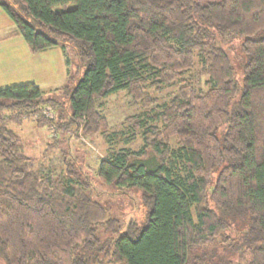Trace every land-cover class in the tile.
<instances>
[{
	"label": "trees",
	"instance_id": "16d2710c",
	"mask_svg": "<svg viewBox=\"0 0 264 264\" xmlns=\"http://www.w3.org/2000/svg\"><path fill=\"white\" fill-rule=\"evenodd\" d=\"M0 7L31 53L60 47L68 58L70 45L84 69L73 89L54 91L66 93L69 120L34 83L0 88V264H102L107 256L115 264H264V0ZM236 38L241 85L224 47ZM175 82L174 97L148 116L161 127L133 118L142 148L111 151L99 163L101 181L141 189L145 226L131 222L118 237V221L83 183L48 175L9 128L27 117L63 135L106 131L102 100L125 90L133 104L154 105L150 89ZM67 172L77 176L71 164Z\"/></svg>",
	"mask_w": 264,
	"mask_h": 264
},
{
	"label": "rangeland",
	"instance_id": "374dc122",
	"mask_svg": "<svg viewBox=\"0 0 264 264\" xmlns=\"http://www.w3.org/2000/svg\"><path fill=\"white\" fill-rule=\"evenodd\" d=\"M201 2L214 0H200ZM9 42H6L9 40ZM240 38L233 39L224 44L233 59L235 79L239 85L242 81V56L239 51ZM23 47L28 45L21 35L16 31V27L11 19L0 7V57L12 56L14 59H6L5 67H0V88L12 85L27 83L29 72L27 67L32 65L34 70L35 83L48 96H55L58 106L54 112L59 116L64 115L69 120L71 106L65 92L54 93L56 89L67 84L73 89L84 73L80 67L76 51L72 46H67V56L63 54L60 47L49 49L43 53H29L31 57L27 59ZM30 51V50H29ZM69 60V65L66 64ZM20 65V66H19ZM19 66L17 69L15 67ZM195 71L185 74L186 77L195 75ZM206 78L202 79L201 86ZM179 83L163 86L160 90L150 89L149 95L157 102L154 105L145 106L142 103L133 104L131 97L125 90H120L108 98L102 100L100 108L101 114L106 117L109 127L106 131L85 134L82 130L77 133H65L63 135L55 129L49 127H39L35 121L24 118L21 124L10 123L9 128L17 133L22 140L23 147L29 156L47 169V174L58 178L62 182L67 178L79 180L83 183L92 198L98 201L110 216L118 221V233L120 236L126 230L129 223L134 222L140 228L146 223V210L141 201V189L138 187L119 189L114 183L101 181L97 174L100 161L107 157L111 151L122 148L137 152L143 146L142 131L134 126L137 122L133 120H143L148 125L161 127V123L150 119L148 116L159 114L164 104L168 103L177 93ZM155 109V110H154ZM17 116V113H14ZM13 115L11 111L3 112V116L8 118ZM136 124V125H135ZM111 141L107 136H111ZM173 146H177L176 140H171ZM68 164L74 166L77 176L69 175ZM102 264H115L110 256L100 258Z\"/></svg>",
	"mask_w": 264,
	"mask_h": 264
},
{
	"label": "crops",
	"instance_id": "0c3cea01",
	"mask_svg": "<svg viewBox=\"0 0 264 264\" xmlns=\"http://www.w3.org/2000/svg\"><path fill=\"white\" fill-rule=\"evenodd\" d=\"M10 41V39L9 40H7L6 42H9ZM56 49V48H55ZM23 50H24V52H25V56L27 57V59L29 58V60H31L30 58L31 57H34V56H31L29 53H30V51H29V48H27V47H23ZM41 53H43V52H41ZM6 59H9V60H12V59H14L12 56H9V58H7V57H0V67H5V65H6V63H5V61H6ZM20 66V65H19ZM19 66H17V67H15V69H17ZM27 70H28V72H29V76H28V78H25L24 80H28V82L27 83H23V84H28V83H34V84H36L35 83V81H33V80H35L34 79V73H32L34 70L36 71V67H33L32 65H29L28 67H27ZM37 85V84H36ZM12 86H14V85H12ZM38 86V85H37ZM39 87V86H38ZM39 89L40 90H42L40 87H39ZM43 91V90H42ZM44 92V91H43Z\"/></svg>",
	"mask_w": 264,
	"mask_h": 264
},
{
	"label": "built area",
	"instance_id": "2783aa9c",
	"mask_svg": "<svg viewBox=\"0 0 264 264\" xmlns=\"http://www.w3.org/2000/svg\"><path fill=\"white\" fill-rule=\"evenodd\" d=\"M43 113L45 114V116L49 119L53 118V112L51 111L50 108H45Z\"/></svg>",
	"mask_w": 264,
	"mask_h": 264
}]
</instances>
